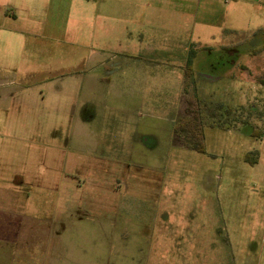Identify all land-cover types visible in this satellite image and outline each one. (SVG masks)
Segmentation results:
<instances>
[{
    "label": "crops",
    "instance_id": "obj_1",
    "mask_svg": "<svg viewBox=\"0 0 264 264\" xmlns=\"http://www.w3.org/2000/svg\"><path fill=\"white\" fill-rule=\"evenodd\" d=\"M202 16L206 24L219 17L220 30L233 38L223 45L238 52L237 65L231 70L228 62L213 78L194 75L198 52L182 46L183 37L197 34ZM246 34H264V0H0L1 42L49 44L26 51L49 59L30 68L28 88L50 90L52 115L60 120L53 126L72 130L51 148L62 153L60 177L43 182L52 192L33 191L21 172L1 178L0 264L1 248H13L9 257L14 253L17 262L38 256L39 264H230L231 236L199 224L197 195L189 200V217L172 207L156 139L160 126L152 132L149 125L168 116L166 131L175 139L187 63L200 100L216 88L222 102L230 103V89L244 100L248 61L264 55H251L257 47L243 53L237 39ZM253 244L254 261L245 255L241 264H264V243L260 251Z\"/></svg>",
    "mask_w": 264,
    "mask_h": 264
},
{
    "label": "rangeland",
    "instance_id": "obj_2",
    "mask_svg": "<svg viewBox=\"0 0 264 264\" xmlns=\"http://www.w3.org/2000/svg\"><path fill=\"white\" fill-rule=\"evenodd\" d=\"M202 17L204 21L200 22L199 19L197 34L191 33L188 40L183 37L182 46L187 47L186 43H189L192 51L198 52L197 62L193 67L194 75L213 78L215 75L220 76L221 70L227 68L228 62L231 70L234 64L237 65L238 52L234 59V55L230 53L234 46L223 45L226 43L223 41L233 38H228L225 31L220 30L224 23L219 17L213 18L209 24H206L205 17ZM237 40L244 48L243 53H249L254 47L257 48L252 52H264V34H246ZM33 46L44 51L49 44L38 38L18 42H1L0 38V189L1 178L7 180L18 177L21 172L24 182L33 183V191L43 187L47 192H52L54 186H45L46 183L43 182L45 179L51 181L60 177L62 170V153L53 152L52 149L55 150L54 146L62 142V138L65 139V132L70 133L72 130H66V125L63 130H56L54 127L60 120L52 115L50 90L28 88L31 77L26 76L30 68L32 69L34 64H45L49 61L48 57L40 55V52H36L37 57L31 56V52H26ZM1 48L4 52H1ZM205 52L209 54H204ZM199 56L204 58L198 61ZM233 59L234 64L230 62ZM217 62L218 65L213 67V70L210 69V65ZM248 62L244 100L238 101L237 89H230V103L222 102L221 90L216 88L208 95L212 98L203 101L207 107L222 104L224 109L220 113L226 116L223 122H227L229 127L228 130L207 128L204 125L201 127L204 134V153L173 148L170 145V141L173 143L175 139L169 137L168 116L165 122H150L149 125L152 132L160 126L156 139L160 155L166 160L163 169L164 192L166 196L174 195V200L171 199L172 207H177L184 217H189V200L193 195H197L199 224L207 223L212 227L218 225L224 234L228 232L231 236L233 243L230 242V250L226 249L228 256L230 251V259L226 258L230 264H234L233 260L235 264H241V258L245 255H249L254 261L255 256L249 253L248 245L254 246L253 243H256L259 250L260 245L264 243V86H257L264 83V55L258 53ZM230 73L232 74V71ZM233 73L237 80L235 69ZM24 78L26 79L23 80ZM39 90L47 93L46 99L40 98ZM192 91L191 81L185 80L179 113L181 119L191 118V112L196 110L186 101V96ZM7 93L15 95L10 97ZM226 106L230 109L229 113H223ZM200 107L206 115V107L202 104ZM143 113L145 114L146 110ZM144 120L142 118V121ZM245 123L252 127H247ZM52 130L57 131L55 137ZM70 143L73 144L71 140ZM36 179L43 184H34ZM24 186L27 189L28 186ZM206 212L209 215L207 219ZM9 249L13 251V248H1V264H39L38 256L28 262H17L18 257L14 253L9 257ZM2 250L8 257H2ZM134 257L138 258V255L134 254ZM113 260L110 264L114 263ZM213 264H216L215 260Z\"/></svg>",
    "mask_w": 264,
    "mask_h": 264
},
{
    "label": "trees",
    "instance_id": "obj_3",
    "mask_svg": "<svg viewBox=\"0 0 264 264\" xmlns=\"http://www.w3.org/2000/svg\"><path fill=\"white\" fill-rule=\"evenodd\" d=\"M264 48H262L263 50ZM255 53H258L254 50ZM232 55H234V59L237 57V52H230ZM254 52H251V55L255 54ZM233 60H230L231 63L234 62ZM218 65V62L215 63L214 67ZM223 65V64H222ZM185 78L186 80L189 79L193 85L192 80V72L189 68V63L186 65V71H185ZM264 84V83H262ZM187 103L195 107L196 110L194 112H191L193 115L191 118H184L181 119L178 124L174 128V134L176 141H180L183 147L193 150L197 153H204V135L203 131L201 130V127L208 126V127H220V128H229L227 127V122L224 124L223 121H225L226 116L220 113L221 110H223L222 104H215L214 106L207 107V104L199 99L198 95L196 94L195 88H193V91L191 94L186 96ZM202 106L206 107L207 114L202 111L203 109L200 107ZM230 109L229 107H225V110L223 113H229ZM224 119V120H223ZM241 124H243L241 122ZM244 125H247L246 123ZM253 136V135H252Z\"/></svg>",
    "mask_w": 264,
    "mask_h": 264
}]
</instances>
